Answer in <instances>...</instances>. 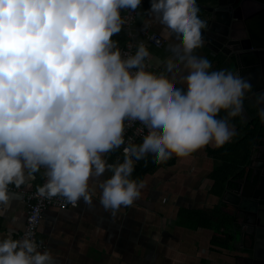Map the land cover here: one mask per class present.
I'll list each match as a JSON object with an SVG mask.
<instances>
[{
  "label": "clouds",
  "instance_id": "9594fccd",
  "mask_svg": "<svg viewBox=\"0 0 264 264\" xmlns=\"http://www.w3.org/2000/svg\"><path fill=\"white\" fill-rule=\"evenodd\" d=\"M141 5L0 0V215L11 208L12 186H30L37 173L45 178L34 193L41 200L75 205L83 198L91 206L98 185L105 209L127 213L144 190L130 182L133 167L218 148L238 134L233 120L244 118L252 84L197 53L208 26L198 0H151L145 10L141 30L155 22L159 34L149 39L164 60L143 39L130 51L114 38ZM117 149L122 157L110 162L107 154ZM0 264L57 260L27 227L20 237L8 231L0 238Z\"/></svg>",
  "mask_w": 264,
  "mask_h": 264
},
{
  "label": "crops",
  "instance_id": "0c3cea01",
  "mask_svg": "<svg viewBox=\"0 0 264 264\" xmlns=\"http://www.w3.org/2000/svg\"><path fill=\"white\" fill-rule=\"evenodd\" d=\"M198 3L209 5L210 1L198 0ZM150 6L151 0H148L140 11L138 26L148 19L145 10ZM242 8L244 15H254L247 7L242 5ZM199 15L205 18L207 12L200 7ZM261 18L264 24L263 14ZM151 28L159 32L155 22ZM122 35L121 31L114 36L120 45ZM150 51L158 59H165L163 48L150 47ZM196 51L207 56L214 68L226 67L224 57L220 52L209 50L207 42ZM237 71L252 84V89L244 100V118L233 120L238 134L229 142L245 134L246 126L259 118V106L264 105V102L257 105L251 98L254 89L259 88L255 78L260 70L242 61ZM263 124L264 119L260 126ZM209 148L215 147L209 145L186 158L173 155L155 167H149L147 162L133 167L130 182L143 184L144 190L127 213L113 214L105 209L98 200V185L91 206L81 198L76 208H48L38 228L39 238L46 243V248L52 249L57 264H237L228 250V236L233 226L226 211L232 212V207L228 208L224 194L227 186L236 190L242 183L247 184L251 192L264 191L261 187L264 178L259 172L260 167H264V137L252 147L241 177L230 179L222 193H215L212 179V173L222 161L211 155ZM107 155L110 162L118 156L114 152ZM40 182L41 174L37 173L30 186L20 188L36 190ZM13 193L11 208L0 215V238L8 231L18 237L24 229L27 208L22 195Z\"/></svg>",
  "mask_w": 264,
  "mask_h": 264
},
{
  "label": "water",
  "instance_id": "95a60500",
  "mask_svg": "<svg viewBox=\"0 0 264 264\" xmlns=\"http://www.w3.org/2000/svg\"><path fill=\"white\" fill-rule=\"evenodd\" d=\"M243 2L212 0L209 5L199 4L207 12L204 19L208 21L202 35L207 48L220 52L224 57L226 67H234L237 71L240 62L246 61L260 70L255 78L259 88L251 93V98L260 105L258 98L264 93V29L261 32L257 23L263 21L264 5L261 4V13L248 17L242 13ZM261 187L264 189V185ZM224 197H227L228 208L232 207V212L226 211L233 226L228 236V250L235 256L237 264H264V236L261 231L264 229V192H251L247 184L242 183L236 190L227 186Z\"/></svg>",
  "mask_w": 264,
  "mask_h": 264
},
{
  "label": "built area",
  "instance_id": "2783aa9c",
  "mask_svg": "<svg viewBox=\"0 0 264 264\" xmlns=\"http://www.w3.org/2000/svg\"><path fill=\"white\" fill-rule=\"evenodd\" d=\"M146 3H147V0H142V5L140 6V9L138 10L139 14L132 13L131 18L129 20V23L127 25H125V27L123 29L125 34H126V37L128 39L125 47L123 48L125 50L134 51L135 44L140 39L147 41L149 46L154 48V49H162V47L161 48L157 47L154 44L153 40L149 39V36L152 33L159 34V32L154 31L152 28H150L148 31H142L141 30L142 26H138V22L140 19V11L146 5ZM166 42L167 41H165L164 43L166 44ZM128 45H132V48L129 49ZM149 70L151 72H153L154 74L157 72L156 67H152ZM133 132H134L133 129L128 130V134H132ZM141 139H142V137L137 138V140L135 142L136 147H139V143H140ZM113 152L117 153L118 156L122 157V150L121 149H117ZM44 179L45 178L41 175L40 184L44 182ZM11 190L14 192H18L22 195L23 200H24L25 205H26V208H27L26 216H25L24 229L27 227L33 228V231L35 233V239L38 241V243H40L41 249L46 248V243L42 239H40L38 236V228L40 226L44 212L48 208H51V207L60 208V209H67V208H76L78 206V203L73 205L72 203L64 200L63 198H59V197H54L51 200H49L47 198H43L41 200L34 195L36 190H25V189L16 188V187H12ZM24 229H23V231H24ZM23 231L18 235V237L23 235Z\"/></svg>",
  "mask_w": 264,
  "mask_h": 264
},
{
  "label": "trees",
  "instance_id": "16d2710c",
  "mask_svg": "<svg viewBox=\"0 0 264 264\" xmlns=\"http://www.w3.org/2000/svg\"><path fill=\"white\" fill-rule=\"evenodd\" d=\"M203 2L207 0H202ZM210 2L212 0H209ZM148 4V0L146 5ZM146 5L144 7H146ZM143 7V8H144ZM142 8V9H143ZM141 9V10H142ZM122 49L125 47L128 39L124 30H122ZM262 118H257L253 124L246 126L245 134L234 142H227L221 147L208 149L209 153L222 161L221 165L215 168L212 173L214 181L213 188L215 193H222L230 179H236L242 175V167L250 156L255 142L264 137V124L260 126ZM115 153V152H114ZM233 183H231L232 186Z\"/></svg>",
  "mask_w": 264,
  "mask_h": 264
},
{
  "label": "flooded vegetation",
  "instance_id": "af4514ba",
  "mask_svg": "<svg viewBox=\"0 0 264 264\" xmlns=\"http://www.w3.org/2000/svg\"><path fill=\"white\" fill-rule=\"evenodd\" d=\"M259 1H262L261 3L259 2H255V1H250V0H244L243 2V6L247 7L248 10L250 11L251 14H257V13H261V9L264 5V0H259ZM244 8V7H243ZM242 13H243V9H242ZM248 17H250L251 15L247 14ZM245 17V16H244ZM258 27L261 29L262 27H264V24H262L261 22H259V24L257 23ZM258 28V29H259ZM263 156H264V151H263ZM264 163V161H263ZM261 174H260V177L264 178V167H260V171H259ZM264 179H261V185L263 184L264 185ZM264 192V191H263ZM262 231V235L264 236V229L261 230Z\"/></svg>",
  "mask_w": 264,
  "mask_h": 264
}]
</instances>
